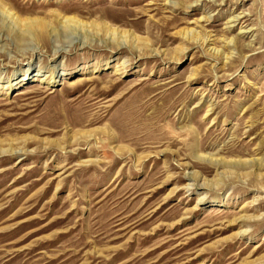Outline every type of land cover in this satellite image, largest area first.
<instances>
[{
    "label": "rangeland",
    "instance_id": "374dc122",
    "mask_svg": "<svg viewBox=\"0 0 264 264\" xmlns=\"http://www.w3.org/2000/svg\"><path fill=\"white\" fill-rule=\"evenodd\" d=\"M4 5L0 264H264V0Z\"/></svg>",
    "mask_w": 264,
    "mask_h": 264
},
{
    "label": "bare ground",
    "instance_id": "6f19581e",
    "mask_svg": "<svg viewBox=\"0 0 264 264\" xmlns=\"http://www.w3.org/2000/svg\"><path fill=\"white\" fill-rule=\"evenodd\" d=\"M0 6H2V0H0ZM19 14L16 15V13L12 10V8L10 7H6L4 5V10L2 11V13L0 14V23L1 24H5V25H8V24H12V22H15V21H24L25 19H21L19 16ZM27 19V18H26ZM71 19H75L74 17H64V19L62 20V22H69V20ZM5 22V23H4ZM15 24V23H14ZM13 25V24H12ZM50 33H47L46 29H45V25L41 28V31L38 32V36L40 37V40L44 43H47V37ZM77 37V36H76ZM80 37V36H79ZM74 38V36H73ZM54 40V39H53ZM78 40V39H77ZM82 42H86L85 40H83ZM73 43V42H72ZM37 48L36 46L32 47V49L34 51H37ZM59 52H60V46L59 45H56L55 48H54V53H53V56L54 57H57L59 56ZM37 66L38 65H31L29 66L30 68V71L33 72L35 69H37ZM39 68H42L39 66ZM39 70V69H38ZM29 71V70H28ZM27 71V72H28ZM40 71V70H39ZM205 184V183H204Z\"/></svg>",
    "mask_w": 264,
    "mask_h": 264
}]
</instances>
